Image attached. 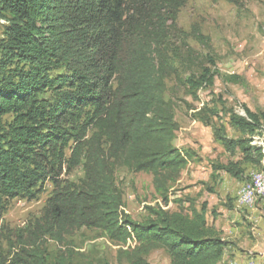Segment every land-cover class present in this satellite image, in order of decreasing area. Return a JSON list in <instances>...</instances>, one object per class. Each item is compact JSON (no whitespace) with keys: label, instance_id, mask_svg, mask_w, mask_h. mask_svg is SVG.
I'll return each mask as SVG.
<instances>
[{"label":"trees","instance_id":"obj_1","mask_svg":"<svg viewBox=\"0 0 264 264\" xmlns=\"http://www.w3.org/2000/svg\"><path fill=\"white\" fill-rule=\"evenodd\" d=\"M187 2L0 0V239L8 230L2 215L9 200L36 199L47 182L55 185L42 216L7 238L6 253L0 246V264H111L82 262L73 250L49 255L44 239L61 241L81 228L121 245L117 264H152L147 256L156 249L170 264L223 260L231 242L209 223L207 204L176 200V210L165 208L193 159L191 150L174 144L180 124L167 98L173 79L189 89L197 84L192 75L183 80L189 70L182 72L187 64L172 43ZM209 105L193 117L208 126L221 120L213 124L214 140L230 152L228 161L215 164L213 180L221 172L246 179L247 165L264 170L256 136L264 114L231 112L238 133L231 136L223 122L228 115ZM120 167L153 174L164 205L133 219L117 183ZM76 168L82 178H63Z\"/></svg>","mask_w":264,"mask_h":264},{"label":"rangeland","instance_id":"obj_2","mask_svg":"<svg viewBox=\"0 0 264 264\" xmlns=\"http://www.w3.org/2000/svg\"><path fill=\"white\" fill-rule=\"evenodd\" d=\"M3 24L4 21L0 24V39L3 37ZM178 29V36H174L172 43L177 44L174 47L178 53H182L181 59L187 64L182 67V72L189 70L183 80L189 78V75L193 76L197 81L195 86H199L198 97L193 94L195 86L189 89L179 79H173L168 82L167 98L173 100L176 118L180 124L174 144L182 150H191L193 161L197 165L190 167L183 181L171 189L170 198L173 203L165 208L176 210V200L186 201L184 192L188 187H193L195 192L200 190V198L204 191L218 194L220 201L214 205L213 210H222L220 214H223L237 204L242 207L239 203V192L256 167L246 166V182L238 193L240 183L225 173L218 175L222 177L223 184L212 187L207 185L212 184L210 174L215 164L228 161L230 154L214 140L213 124H220L221 120L215 118L213 124L208 126L195 120L193 114L204 104L218 106L223 116L228 115L224 116L223 122L231 136L238 134L230 124L231 112L245 117L247 110L264 114V0H188L179 12ZM196 32H200L205 38L209 37V42L205 38L199 42ZM256 136L258 144L264 146V129ZM186 171L187 168L184 173ZM195 171L199 172V178L192 175ZM83 176L84 172L80 168L63 174V178L72 181H78ZM116 178L124 194V210L133 219L143 220L149 215L151 206L164 205L160 194L155 190L153 174L132 172L126 167H120L117 169ZM54 189L55 185L49 181L36 199L17 197L9 200L2 215V222L8 228L0 239L2 252L6 253L9 247L8 237L17 236L19 230L25 229L30 221L42 216ZM188 203L184 206H189ZM259 203L262 204V199L253 208H256L261 225L254 220L241 225H247L248 229L256 225L264 236V206H259ZM204 204L208 202L202 205ZM42 243L52 258L73 250L82 262H119L117 253L121 245L97 229L73 230L61 241L48 237ZM147 257L152 264H170V258L163 249H156Z\"/></svg>","mask_w":264,"mask_h":264},{"label":"crops","instance_id":"obj_3","mask_svg":"<svg viewBox=\"0 0 264 264\" xmlns=\"http://www.w3.org/2000/svg\"><path fill=\"white\" fill-rule=\"evenodd\" d=\"M225 150V149H224ZM226 151V150H225ZM227 152V151H226ZM230 154V152H228ZM218 163V162H217ZM197 165V162L190 160L188 166L186 167L188 171L182 173V177L179 182H182L185 178V175L189 173L190 167ZM246 166V165H245ZM214 170L211 171V181L212 184H208L210 187L215 185H220L222 182V177L218 178L217 181L213 180L212 174ZM197 171L193 172L192 175L195 178H199ZM222 173V172H221ZM226 174V173H225ZM232 177V176H231ZM233 180L240 183L237 193L241 186L246 182L245 179H236L232 177ZM209 179H206L208 181ZM192 183V182H190ZM208 186V187H209ZM196 187V186H195ZM193 187H188L184 195L186 196V201L183 203L186 205L187 202L194 203L196 207L201 208L202 204L208 202L206 209V216L211 225H214L218 230L221 231L223 239L231 242L229 248L227 249L223 260L220 264H263L264 263V243H263V234L260 232L259 228L257 229L256 225L247 228V225L242 226L243 222L255 221L257 224L261 225L260 220L257 217L256 208L250 207H240L238 204L232 210L228 209V212L221 210L214 212V205L220 201L218 194H212L210 192H203V198L199 197V191ZM209 191V190H208ZM218 197V198H217ZM171 203V202H170ZM173 203V202H172ZM188 203V204H189ZM189 204V205H190ZM259 206H264V198H262V204ZM253 223V222H252ZM254 235V237L252 236ZM256 254V255H255Z\"/></svg>","mask_w":264,"mask_h":264},{"label":"bare ground","instance_id":"obj_4","mask_svg":"<svg viewBox=\"0 0 264 264\" xmlns=\"http://www.w3.org/2000/svg\"><path fill=\"white\" fill-rule=\"evenodd\" d=\"M250 178H256L253 187L246 183L239 192V203L242 207L252 208L264 197V170L253 171ZM245 194H248V198H244Z\"/></svg>","mask_w":264,"mask_h":264},{"label":"built area","instance_id":"obj_5","mask_svg":"<svg viewBox=\"0 0 264 264\" xmlns=\"http://www.w3.org/2000/svg\"><path fill=\"white\" fill-rule=\"evenodd\" d=\"M254 179H256V178H249V181L247 182V183H249V186H252L253 187ZM244 198H248V194H245V197Z\"/></svg>","mask_w":264,"mask_h":264}]
</instances>
